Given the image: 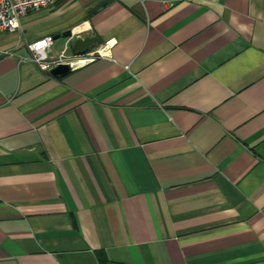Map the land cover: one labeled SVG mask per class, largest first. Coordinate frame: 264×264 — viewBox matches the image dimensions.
<instances>
[{
  "label": "crops",
  "instance_id": "1",
  "mask_svg": "<svg viewBox=\"0 0 264 264\" xmlns=\"http://www.w3.org/2000/svg\"><path fill=\"white\" fill-rule=\"evenodd\" d=\"M52 55L96 36L64 76ZM0 264H264V0H60L0 31Z\"/></svg>",
  "mask_w": 264,
  "mask_h": 264
},
{
  "label": "built area",
  "instance_id": "2",
  "mask_svg": "<svg viewBox=\"0 0 264 264\" xmlns=\"http://www.w3.org/2000/svg\"><path fill=\"white\" fill-rule=\"evenodd\" d=\"M60 0H0V31L14 33L20 28V19L31 10L53 8ZM142 1V0H141ZM55 38L47 35L28 44L30 55L27 59L34 62L42 71L50 72L59 64H68L72 69L78 68L104 55V49H90L84 54L63 49L52 55Z\"/></svg>",
  "mask_w": 264,
  "mask_h": 264
},
{
  "label": "water",
  "instance_id": "3",
  "mask_svg": "<svg viewBox=\"0 0 264 264\" xmlns=\"http://www.w3.org/2000/svg\"><path fill=\"white\" fill-rule=\"evenodd\" d=\"M60 37H72L71 30H67L61 34H57L54 38L58 39ZM99 38L96 36H85L77 37L73 40L71 44V49L76 54H84L88 52L97 42ZM73 69L68 64H59L50 70V73L54 76H64L70 73Z\"/></svg>",
  "mask_w": 264,
  "mask_h": 264
}]
</instances>
